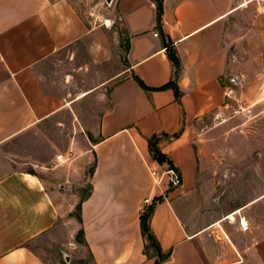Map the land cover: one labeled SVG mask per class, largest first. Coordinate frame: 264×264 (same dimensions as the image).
I'll use <instances>...</instances> for the list:
<instances>
[{
	"label": "crops",
	"instance_id": "crops-1",
	"mask_svg": "<svg viewBox=\"0 0 264 264\" xmlns=\"http://www.w3.org/2000/svg\"><path fill=\"white\" fill-rule=\"evenodd\" d=\"M163 8L158 24L152 0H114L130 35L127 76L112 87L109 107L90 130L92 138H77L79 161L73 169L72 159L61 163L69 165L58 172V144L39 128L62 106L46 93L41 71L89 35L90 21L72 0H0V264H48L32 244L58 240L66 220L73 238L78 228L84 232L94 264H250L251 248L243 238H232L220 215L208 221L202 213L197 193L205 172L193 136L213 116L225 118L215 134L225 128L229 144L237 136L244 142L264 138V117L241 120L225 108L231 76L241 75L243 85L259 73L263 81L257 87L264 89V0H163ZM168 47L180 59L177 78ZM171 81L179 98L173 89L159 90ZM239 94L250 102L248 113L256 107L264 111V100ZM31 134L48 143L47 160L31 162L10 152ZM154 136L167 157L164 164L150 152ZM92 158L91 189L81 200L74 185L84 184ZM147 166L173 167L181 185L164 183L163 195ZM146 199H151L148 206ZM78 201L80 223L69 219ZM255 204H264V192L227 219L234 221ZM149 206H154L150 229L169 255L165 260L142 234L141 215ZM259 214V263L264 264V211Z\"/></svg>",
	"mask_w": 264,
	"mask_h": 264
},
{
	"label": "rangeland",
	"instance_id": "rangeland-1",
	"mask_svg": "<svg viewBox=\"0 0 264 264\" xmlns=\"http://www.w3.org/2000/svg\"><path fill=\"white\" fill-rule=\"evenodd\" d=\"M72 1L90 21L91 30L89 35L78 42L71 51L60 53L44 64L41 71L44 88L47 94L59 101L62 110L57 117L43 123L39 130L48 133L58 144L54 149L55 155L71 154L69 159H72L73 169L79 161V159L76 161V155L79 151L78 146L82 143L77 138L85 135L89 139L92 138L90 130L98 124L102 112L109 107L112 87L127 76L125 71L129 68L127 55L130 35L114 10V2L108 5L102 0ZM253 79L251 82H243L237 89L240 105L245 108L250 102L239 92L252 95V100H264V89L257 87V84L263 81L262 76L258 73ZM261 110L257 107L252 108L249 113L238 115L237 119L242 120L245 116L247 121L258 122L264 117V111ZM227 115L230 117L229 113ZM219 122H222L221 118L215 120L211 116L207 125H204L203 129H198L193 136L205 172V180L201 181L203 184L198 190L197 197L203 202L202 213L208 215V221L219 215L220 218H224L221 227L229 232L232 238L237 236L243 238V244L251 248L250 264H260L259 213L264 211V204H255L243 209L235 216L234 221L227 217L242 208L244 202L257 198L264 192V138L254 137L244 142L241 136H237L240 138L229 144L225 128H221L218 136L215 134ZM47 148H49L47 142L40 136L31 134L16 142L10 152L17 156H29L33 159L29 161L34 162V158L47 160L49 154ZM68 165L54 166L61 172L62 167ZM94 167L95 161L92 158L84 184L74 185L73 192H78L81 200L90 192L89 176L92 175ZM79 205L80 201L75 206V212L69 215V219L72 217L77 223H80ZM240 218H246L247 229L241 228ZM71 231L70 220H66L60 225L58 240L46 238L33 243L32 247L48 264H94L82 229L78 228L74 238Z\"/></svg>",
	"mask_w": 264,
	"mask_h": 264
},
{
	"label": "built area",
	"instance_id": "built-area-1",
	"mask_svg": "<svg viewBox=\"0 0 264 264\" xmlns=\"http://www.w3.org/2000/svg\"><path fill=\"white\" fill-rule=\"evenodd\" d=\"M227 84H228V87L226 91V96L228 98V102L226 103L225 108L227 110H231V113H232L231 117H235L245 112H248V108L242 107L240 105V100L237 97V89L242 86V76L235 75V76L229 77ZM221 119H222V122L225 121V118L221 117ZM68 160L70 159L66 156V154L61 153L56 156V163L58 164L67 163ZM147 168L153 180V185L159 191H162V187L164 183H166L171 188H177L182 183L181 174L173 167L158 169V168H154L151 166H147ZM163 195H164V192H163ZM145 204L147 206L151 204V199H146ZM240 225L243 230L248 228V222L246 221V218H240Z\"/></svg>",
	"mask_w": 264,
	"mask_h": 264
},
{
	"label": "trees",
	"instance_id": "trees-1",
	"mask_svg": "<svg viewBox=\"0 0 264 264\" xmlns=\"http://www.w3.org/2000/svg\"><path fill=\"white\" fill-rule=\"evenodd\" d=\"M152 1L156 4L158 24H161L162 15L164 12L163 0H152ZM167 54H168L170 61L173 63V66L175 68V77L177 78L179 75L180 68H181L180 59L178 58L176 51L172 48H169V47L167 48ZM137 80L145 90H150L141 81H139V79H137ZM165 89H173L175 91L176 96L179 98L180 92H179L178 86H177L175 81L169 82L167 85H165L164 87H162L159 90H165ZM178 136H179V134H176V135H174V138H177ZM158 140H159V138L157 136H154L149 141L150 152H151L155 161H157L159 164H164L167 161V157L158 148V146H157ZM93 172H94V169L92 170V174H93ZM78 210H79V217H80L81 203L79 205ZM153 211H154V206H149V207H147L145 212L141 215L142 234L148 243V247L154 248L155 251L157 252L158 256H159V259L165 260L168 258L169 255L162 253L161 247H160L156 237L151 232L150 225H149V221H150V218L152 216ZM80 222H82L81 217H80ZM82 234L84 236L83 231H82ZM156 264H160V262L157 261Z\"/></svg>",
	"mask_w": 264,
	"mask_h": 264
},
{
	"label": "water",
	"instance_id": "water-1",
	"mask_svg": "<svg viewBox=\"0 0 264 264\" xmlns=\"http://www.w3.org/2000/svg\"><path fill=\"white\" fill-rule=\"evenodd\" d=\"M102 1H105L108 5H112L114 2V0H102ZM64 255L67 256L66 253H64Z\"/></svg>",
	"mask_w": 264,
	"mask_h": 264
},
{
	"label": "bare ground",
	"instance_id": "bare-ground-1",
	"mask_svg": "<svg viewBox=\"0 0 264 264\" xmlns=\"http://www.w3.org/2000/svg\"><path fill=\"white\" fill-rule=\"evenodd\" d=\"M230 219H234L233 217H231Z\"/></svg>",
	"mask_w": 264,
	"mask_h": 264
}]
</instances>
